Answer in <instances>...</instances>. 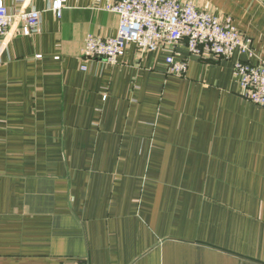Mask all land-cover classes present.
<instances>
[{
    "label": "crops",
    "instance_id": "obj_1",
    "mask_svg": "<svg viewBox=\"0 0 264 264\" xmlns=\"http://www.w3.org/2000/svg\"><path fill=\"white\" fill-rule=\"evenodd\" d=\"M194 1L264 62V0ZM50 2L22 0L40 25L0 44V264H264V106L235 58L181 45L182 76L134 44L114 65L85 58L118 16Z\"/></svg>",
    "mask_w": 264,
    "mask_h": 264
},
{
    "label": "built area",
    "instance_id": "obj_2",
    "mask_svg": "<svg viewBox=\"0 0 264 264\" xmlns=\"http://www.w3.org/2000/svg\"><path fill=\"white\" fill-rule=\"evenodd\" d=\"M17 3V7H9L0 0V44L10 30L27 36L41 23V10H25L22 0ZM65 4L66 0H51L46 11L60 18ZM92 5L115 13L118 25L113 37L86 34L83 57L114 65L134 44L140 54L162 52L164 70L173 76L184 75L188 67L181 45L188 55L235 58L232 71L242 98L264 106V62L257 58L251 39L242 35L230 18L221 20L194 0H93Z\"/></svg>",
    "mask_w": 264,
    "mask_h": 264
}]
</instances>
